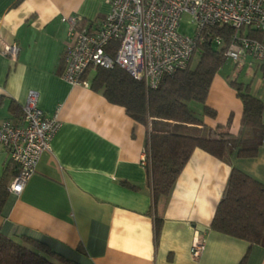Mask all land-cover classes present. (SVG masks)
I'll use <instances>...</instances> for the list:
<instances>
[{"label": "crops", "instance_id": "1", "mask_svg": "<svg viewBox=\"0 0 264 264\" xmlns=\"http://www.w3.org/2000/svg\"><path fill=\"white\" fill-rule=\"evenodd\" d=\"M108 11V0H0V121L17 123L28 90H35L45 115L60 122L22 190L8 192L0 230L44 238L83 264H238L245 253L244 264H264V247L209 228L232 167L264 184V137L253 157L234 150L220 159L193 149L168 196L154 205L142 161L148 122L89 85L60 77L70 43L62 18L98 24ZM11 43L18 47L14 58L3 52ZM232 62L231 75L217 70L208 88L205 102L216 115L200 107L202 125L170 121L168 127L209 136L222 125L240 133L242 103L228 81L248 82L264 102V65L250 55ZM6 168L8 185L17 167L0 147V178ZM197 238L204 248L194 258L190 247Z\"/></svg>", "mask_w": 264, "mask_h": 264}, {"label": "trees", "instance_id": "2", "mask_svg": "<svg viewBox=\"0 0 264 264\" xmlns=\"http://www.w3.org/2000/svg\"><path fill=\"white\" fill-rule=\"evenodd\" d=\"M231 34L232 28L228 25L204 29L202 41L197 43L195 64L191 65L194 52L186 68L162 76L153 89H146L142 80L135 79L119 66L90 68L83 73L82 79L108 102L122 106L135 120L148 122L144 152L154 205L168 196L193 149H202L220 159L234 150L240 157H253L257 153L264 137L261 120L264 102L250 93L248 82L235 78L228 84L242 103L238 135L230 134L222 125H217L209 136L176 132L172 126L168 127L170 121L178 126L202 125L201 118L191 111L190 101L199 103L204 115H216L205 101L210 82L226 58L224 47L214 45L213 39L219 36L226 44ZM7 177L8 168L0 178V211L8 197ZM209 228L244 240L250 246L264 247V184L232 167ZM158 229L156 218V235ZM246 257L247 253L238 264H244ZM0 264L83 263L78 255L66 254L44 238L26 232L8 235L0 230Z\"/></svg>", "mask_w": 264, "mask_h": 264}, {"label": "built area", "instance_id": "3", "mask_svg": "<svg viewBox=\"0 0 264 264\" xmlns=\"http://www.w3.org/2000/svg\"><path fill=\"white\" fill-rule=\"evenodd\" d=\"M109 11L100 23L78 16L67 21V40L62 51L60 77L69 84L88 85L82 79L88 69L119 66L142 80L146 89L155 88L164 75L184 69L202 41V31L228 25L232 34L224 47L225 58L238 62L246 55L264 65V0H108ZM183 14L194 26L192 36L179 31ZM17 44H5L3 52L11 58ZM35 90H28L19 121H0V147L8 150L17 171L6 186L19 193L34 173L40 155L50 148V140L60 125L56 116H47L37 103ZM146 163V154L142 158ZM204 248L195 239L190 254L196 258Z\"/></svg>", "mask_w": 264, "mask_h": 264}, {"label": "rangeland", "instance_id": "4", "mask_svg": "<svg viewBox=\"0 0 264 264\" xmlns=\"http://www.w3.org/2000/svg\"><path fill=\"white\" fill-rule=\"evenodd\" d=\"M189 19L190 18L187 14L182 15V17L180 19L179 31L192 36L194 34V31H193L194 26L189 22ZM197 58H198V53L195 52V54L193 55L192 60H191V65L195 64ZM232 69H234V64H233L232 60L226 58L225 62L218 69V71H220V72L227 71L229 73V75H231V72L233 71ZM92 73H93V71L90 72V76L92 75ZM188 104H189L191 111L194 114L198 115L199 109H200V104L195 102V101H190Z\"/></svg>", "mask_w": 264, "mask_h": 264}]
</instances>
